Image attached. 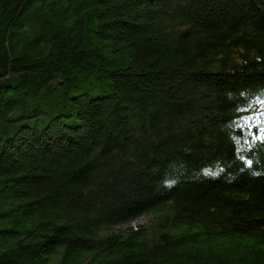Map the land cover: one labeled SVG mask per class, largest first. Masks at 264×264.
I'll return each instance as SVG.
<instances>
[{
	"label": "trees",
	"instance_id": "trees-1",
	"mask_svg": "<svg viewBox=\"0 0 264 264\" xmlns=\"http://www.w3.org/2000/svg\"><path fill=\"white\" fill-rule=\"evenodd\" d=\"M0 264H264V0H0Z\"/></svg>",
	"mask_w": 264,
	"mask_h": 264
},
{
	"label": "rangeland",
	"instance_id": "rangeland-1",
	"mask_svg": "<svg viewBox=\"0 0 264 264\" xmlns=\"http://www.w3.org/2000/svg\"><path fill=\"white\" fill-rule=\"evenodd\" d=\"M155 221V217L152 214L144 215L140 217L138 220L134 221L130 225H126L121 227L122 229L127 228L128 226H131L133 228H139L141 226L144 227H150L151 224Z\"/></svg>",
	"mask_w": 264,
	"mask_h": 264
}]
</instances>
